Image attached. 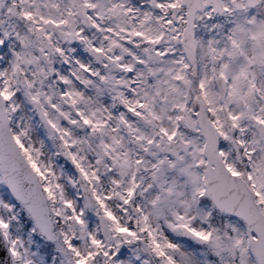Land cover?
Listing matches in <instances>:
<instances>
[{"label": "snow or ice", "instance_id": "1", "mask_svg": "<svg viewBox=\"0 0 264 264\" xmlns=\"http://www.w3.org/2000/svg\"><path fill=\"white\" fill-rule=\"evenodd\" d=\"M0 264H264V0H0Z\"/></svg>", "mask_w": 264, "mask_h": 264}]
</instances>
